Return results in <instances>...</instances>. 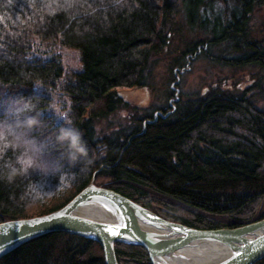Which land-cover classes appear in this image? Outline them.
Here are the masks:
<instances>
[{
	"label": "trees",
	"instance_id": "trees-1",
	"mask_svg": "<svg viewBox=\"0 0 264 264\" xmlns=\"http://www.w3.org/2000/svg\"><path fill=\"white\" fill-rule=\"evenodd\" d=\"M47 6L48 0H0V87L45 100L50 95L32 84L52 90L96 158L71 188L54 191L59 181L50 179L49 194L33 207L20 200L27 181L0 182V223L63 207L95 173L97 186L193 228H233L264 218V111L247 97L252 79L238 85L240 95L220 86L177 103L175 113L147 124L145 132L144 122L157 111L138 113L127 97L149 90L154 57L178 37L186 48L176 63L201 53L212 57L209 50L224 46L235 54L229 66H254L264 75V40L253 39L251 18L264 0H77L55 14ZM188 33L203 39L188 41ZM67 53L78 54L81 69L66 66ZM122 108L132 112L130 124L98 133V123ZM45 116L54 119V113ZM115 251L119 264H151L141 245L116 243ZM0 264L106 263L98 242L55 232Z\"/></svg>",
	"mask_w": 264,
	"mask_h": 264
},
{
	"label": "water",
	"instance_id": "water-1",
	"mask_svg": "<svg viewBox=\"0 0 264 264\" xmlns=\"http://www.w3.org/2000/svg\"><path fill=\"white\" fill-rule=\"evenodd\" d=\"M177 71L178 68L175 69L176 80L171 85L174 91V98L170 100L171 109L166 113L157 111L153 120L147 119L143 124L144 132L147 124L175 113L176 103L180 100V89L176 87L180 82ZM134 91L132 94L138 93V90ZM137 136H132L128 144ZM104 167L110 166L101 168ZM95 174L90 184L63 207L48 214L0 223V244L8 245L0 253V259L34 239L55 232L74 234L98 242L106 264H119L116 243L143 246L151 264H256L264 259V218L233 228H193L168 221L114 190L97 186L94 183ZM58 212H66L67 215L37 225L32 229L33 235L20 238L28 230V221ZM108 227L117 229L120 235L112 236L105 231ZM9 241L12 243L9 244ZM253 248L257 251L246 255Z\"/></svg>",
	"mask_w": 264,
	"mask_h": 264
},
{
	"label": "clouds",
	"instance_id": "clouds-1",
	"mask_svg": "<svg viewBox=\"0 0 264 264\" xmlns=\"http://www.w3.org/2000/svg\"><path fill=\"white\" fill-rule=\"evenodd\" d=\"M76 2L48 0L47 10L55 14ZM118 2L122 5L126 0ZM32 85L37 91L45 90L51 99L18 95L0 87V182L27 181L20 200L28 207L49 194L50 179L59 181L54 191L71 188L78 174L96 158L69 111L61 107L58 95L40 83ZM46 113H54V119L46 118Z\"/></svg>",
	"mask_w": 264,
	"mask_h": 264
},
{
	"label": "rangeland",
	"instance_id": "rangeland-1",
	"mask_svg": "<svg viewBox=\"0 0 264 264\" xmlns=\"http://www.w3.org/2000/svg\"><path fill=\"white\" fill-rule=\"evenodd\" d=\"M251 18H253V39L263 41L264 8L256 9ZM186 37L189 38L188 41L203 39L197 33H188ZM180 40V37L175 38L167 50L161 55L154 57L155 60L152 64L153 75L149 93L148 88L139 89L138 93L136 92L135 94H132L133 91L127 92L131 106L136 107L139 110L138 113L147 112L150 114L156 111L162 112V108L170 105V100L174 98V91L171 85L176 80L175 69L177 68L179 69L177 73L180 76V82L176 86L180 89V100L177 103L181 102L180 104H184L196 97L206 96L211 90L220 86L223 88L232 86L231 92L240 95L243 91L238 85L246 84L248 80L252 79L254 82L246 92L247 97L254 102L257 109L264 111V75L258 68L254 66L242 68L229 66L227 61L230 58H234L235 54L225 53L224 46H218L209 50V52L207 51L212 57L201 53L197 58L188 57L187 60L185 59L176 63V58L186 48V45L179 43ZM183 42H185V39ZM64 56V63L67 67L82 68L78 54L72 55L67 53ZM131 115L132 112L129 109L122 108L109 118L101 120L98 123V133L127 127L131 122Z\"/></svg>",
	"mask_w": 264,
	"mask_h": 264
},
{
	"label": "snow or ice",
	"instance_id": "snow-or-ice-1",
	"mask_svg": "<svg viewBox=\"0 0 264 264\" xmlns=\"http://www.w3.org/2000/svg\"><path fill=\"white\" fill-rule=\"evenodd\" d=\"M65 215H67L66 212H58V213H55V214L50 215V216H46V217H43V218H40V219H34V220H31V221H28L27 222L28 230L20 238L21 239H25V238L33 235L32 229H35V227L37 225H41V224H45L47 222H51L53 220H56V219H59L60 217L65 216ZM37 230L39 231V230H42V229H37ZM105 231L108 232L109 234H111L112 236H119L120 235V232L117 229L112 228V227L106 228ZM177 231H179V229H177ZM0 234H2V233H0ZM11 243L12 242L9 241V244H11ZM7 246L8 245L0 244V253H3ZM256 251H257V249H255V248L250 249L249 253H247L246 255H250L251 253L256 252Z\"/></svg>",
	"mask_w": 264,
	"mask_h": 264
},
{
	"label": "flooded vegetation",
	"instance_id": "flooded-vegetation-1",
	"mask_svg": "<svg viewBox=\"0 0 264 264\" xmlns=\"http://www.w3.org/2000/svg\"><path fill=\"white\" fill-rule=\"evenodd\" d=\"M169 108L171 109V104L169 105ZM170 109H167V110H170Z\"/></svg>",
	"mask_w": 264,
	"mask_h": 264
}]
</instances>
